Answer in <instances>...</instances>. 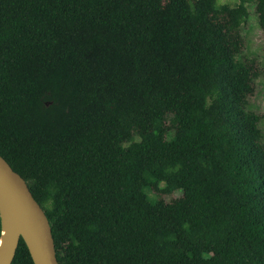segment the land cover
<instances>
[{
    "label": "trees",
    "instance_id": "16d2710c",
    "mask_svg": "<svg viewBox=\"0 0 264 264\" xmlns=\"http://www.w3.org/2000/svg\"><path fill=\"white\" fill-rule=\"evenodd\" d=\"M239 1L0 0V156L58 264H264V0Z\"/></svg>",
    "mask_w": 264,
    "mask_h": 264
},
{
    "label": "water",
    "instance_id": "95a60500",
    "mask_svg": "<svg viewBox=\"0 0 264 264\" xmlns=\"http://www.w3.org/2000/svg\"><path fill=\"white\" fill-rule=\"evenodd\" d=\"M0 264H12L20 240L33 264H58L49 220L25 180L0 156Z\"/></svg>",
    "mask_w": 264,
    "mask_h": 264
},
{
    "label": "rangeland",
    "instance_id": "374dc122",
    "mask_svg": "<svg viewBox=\"0 0 264 264\" xmlns=\"http://www.w3.org/2000/svg\"><path fill=\"white\" fill-rule=\"evenodd\" d=\"M218 4H228L232 7L239 5V0H216ZM245 7L248 12V17L245 23L241 26V33L245 41V47L241 58L253 59L257 63L260 70V75L255 79V95L251 99V108L263 116L261 121V128L264 132V33L261 30L258 17L255 12V5L252 2H246ZM163 186V185H161ZM181 191L175 192L170 195L154 194L147 191L150 199L161 198L165 202H170L180 197Z\"/></svg>",
    "mask_w": 264,
    "mask_h": 264
}]
</instances>
